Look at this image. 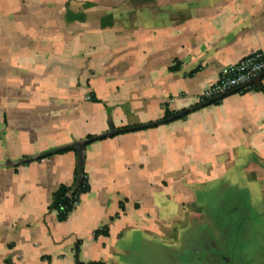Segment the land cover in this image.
Returning a JSON list of instances; mask_svg holds the SVG:
<instances>
[{
	"label": "crops",
	"instance_id": "obj_1",
	"mask_svg": "<svg viewBox=\"0 0 264 264\" xmlns=\"http://www.w3.org/2000/svg\"><path fill=\"white\" fill-rule=\"evenodd\" d=\"M261 52L264 0H0V264H122L136 232L213 210L264 264V78L200 102Z\"/></svg>",
	"mask_w": 264,
	"mask_h": 264
},
{
	"label": "rangeland",
	"instance_id": "obj_2",
	"mask_svg": "<svg viewBox=\"0 0 264 264\" xmlns=\"http://www.w3.org/2000/svg\"><path fill=\"white\" fill-rule=\"evenodd\" d=\"M212 213L204 221L191 217L185 232L169 234L170 241L136 232L123 244L122 264H263V250L250 245L245 217Z\"/></svg>",
	"mask_w": 264,
	"mask_h": 264
},
{
	"label": "built area",
	"instance_id": "obj_3",
	"mask_svg": "<svg viewBox=\"0 0 264 264\" xmlns=\"http://www.w3.org/2000/svg\"><path fill=\"white\" fill-rule=\"evenodd\" d=\"M264 78V53H254L238 60L219 74L216 82L200 97V102H210L232 95H242L254 88L255 80ZM79 184L75 186L78 188Z\"/></svg>",
	"mask_w": 264,
	"mask_h": 264
},
{
	"label": "trees",
	"instance_id": "obj_4",
	"mask_svg": "<svg viewBox=\"0 0 264 264\" xmlns=\"http://www.w3.org/2000/svg\"><path fill=\"white\" fill-rule=\"evenodd\" d=\"M176 70V68H170V71H174ZM173 115L170 114L168 111L165 114V117L160 121L161 123H167L171 117ZM146 128L144 127H140V126H134V127H127V128H123L121 132L123 133H127L130 131H139V130H145ZM95 140H92L89 138L88 142H86L83 147H85L86 145H88L89 143L93 142ZM72 151V148H64V149H60V150H56V151H52L49 153H46L42 156H40L39 158H37V160H41L47 157H50L52 155L55 154H62L65 152H69ZM81 166L82 167V161H80ZM80 174V172H78ZM86 187L80 183L78 188H65V187H61L59 189V191L55 194L54 196V202H53V209L57 211L59 219L63 220L66 216V214L68 213V211L71 210L73 204L76 202V199L78 197L79 194L86 192Z\"/></svg>",
	"mask_w": 264,
	"mask_h": 264
},
{
	"label": "water",
	"instance_id": "obj_5",
	"mask_svg": "<svg viewBox=\"0 0 264 264\" xmlns=\"http://www.w3.org/2000/svg\"><path fill=\"white\" fill-rule=\"evenodd\" d=\"M260 80H261V77H259L257 80H255L254 84H256V85L258 86ZM218 100H220V99L212 100V101H210V102H207L205 105H207V104H211V103L216 102V101H218Z\"/></svg>",
	"mask_w": 264,
	"mask_h": 264
}]
</instances>
